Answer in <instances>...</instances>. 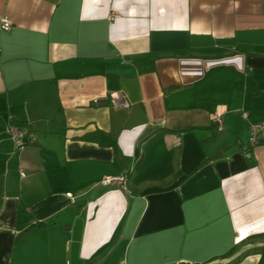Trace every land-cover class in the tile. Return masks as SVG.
Wrapping results in <instances>:
<instances>
[{"label": "crops", "instance_id": "obj_1", "mask_svg": "<svg viewBox=\"0 0 264 264\" xmlns=\"http://www.w3.org/2000/svg\"><path fill=\"white\" fill-rule=\"evenodd\" d=\"M263 119L264 0H0V264H264Z\"/></svg>", "mask_w": 264, "mask_h": 264}, {"label": "built area", "instance_id": "obj_2", "mask_svg": "<svg viewBox=\"0 0 264 264\" xmlns=\"http://www.w3.org/2000/svg\"><path fill=\"white\" fill-rule=\"evenodd\" d=\"M1 27L3 29H8L10 27L9 21L3 18L1 21ZM108 98H109L110 106L113 109H128L130 106V102L128 100L127 95L120 90L110 92L108 94ZM241 117L245 118L246 113L244 112L241 113ZM213 119L218 123V129L221 130L222 128L220 125L219 116L214 115ZM7 132L11 136V139L14 143V147L17 150H21L25 145L35 144L36 142V138L33 136L32 133L22 131L14 124H10L8 126ZM248 132H249V136H248L247 148L242 149L243 155L246 159L251 158V151L255 147H257L261 143H264V119L258 123L248 125ZM21 176H23V174H21ZM126 181H127V176L125 174H122V175L112 176L102 179L99 182V185L117 186L119 188L126 189Z\"/></svg>", "mask_w": 264, "mask_h": 264}, {"label": "trees", "instance_id": "obj_3", "mask_svg": "<svg viewBox=\"0 0 264 264\" xmlns=\"http://www.w3.org/2000/svg\"><path fill=\"white\" fill-rule=\"evenodd\" d=\"M14 125H16L18 128L21 127V125H17V124H14ZM42 225H43V224H41V223H37V224L31 226L27 231H30V230H36L37 228L41 227ZM27 231H26V232H27Z\"/></svg>", "mask_w": 264, "mask_h": 264}]
</instances>
